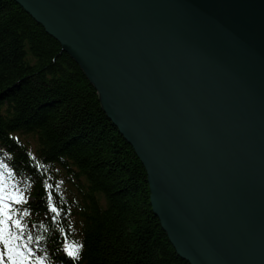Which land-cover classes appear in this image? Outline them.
Wrapping results in <instances>:
<instances>
[{
  "label": "water",
  "instance_id": "95a60500",
  "mask_svg": "<svg viewBox=\"0 0 264 264\" xmlns=\"http://www.w3.org/2000/svg\"><path fill=\"white\" fill-rule=\"evenodd\" d=\"M97 92L189 264H264V0H14Z\"/></svg>",
  "mask_w": 264,
  "mask_h": 264
},
{
  "label": "trees",
  "instance_id": "16d2710c",
  "mask_svg": "<svg viewBox=\"0 0 264 264\" xmlns=\"http://www.w3.org/2000/svg\"><path fill=\"white\" fill-rule=\"evenodd\" d=\"M0 155L24 176L26 209L55 264H189L96 90L14 0H0ZM64 245H79L78 255L68 257Z\"/></svg>",
  "mask_w": 264,
  "mask_h": 264
},
{
  "label": "snow or ice",
  "instance_id": "6c2138e0",
  "mask_svg": "<svg viewBox=\"0 0 264 264\" xmlns=\"http://www.w3.org/2000/svg\"><path fill=\"white\" fill-rule=\"evenodd\" d=\"M16 199L12 194H5L2 189H0V242H2V247H0V264H26V260L28 257L25 255H21V250L16 246L15 241L19 239V235H13L10 231V225L8 221L11 219L10 211L11 203L8 201ZM53 210L57 211L58 209L53 206ZM17 225V227H21L20 221L15 220L12 221ZM79 248V245H75L73 247H69L68 253L69 255L76 257L78 255V251L76 249Z\"/></svg>",
  "mask_w": 264,
  "mask_h": 264
}]
</instances>
